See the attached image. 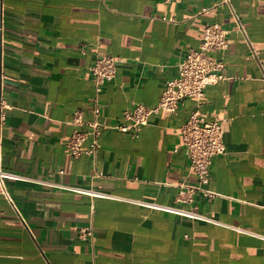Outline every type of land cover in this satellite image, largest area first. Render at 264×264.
<instances>
[{
  "label": "crops",
  "instance_id": "obj_1",
  "mask_svg": "<svg viewBox=\"0 0 264 264\" xmlns=\"http://www.w3.org/2000/svg\"><path fill=\"white\" fill-rule=\"evenodd\" d=\"M214 1L0 0L1 167L28 178L6 181L17 210L0 195V264H264V240L236 229L264 235V0H230L235 18L225 4L206 9ZM208 23L228 30L222 79L151 113L136 137L103 128L94 153L71 154L75 111L85 129L95 98L112 124L129 123L135 103L155 106ZM101 54L117 68L96 95L90 66ZM195 110L232 120L204 185L217 195L196 190L182 202L180 185L198 178L179 126ZM89 225L92 236L80 238Z\"/></svg>",
  "mask_w": 264,
  "mask_h": 264
},
{
  "label": "built area",
  "instance_id": "obj_2",
  "mask_svg": "<svg viewBox=\"0 0 264 264\" xmlns=\"http://www.w3.org/2000/svg\"><path fill=\"white\" fill-rule=\"evenodd\" d=\"M178 1V0H165ZM220 4L227 5L234 18L236 17L230 0H216L206 9H211ZM241 29V27H239ZM228 30L218 23H208L201 32L199 44L196 48H188L178 63L177 74L166 80L162 87V94L155 106H145L135 103L131 111L124 113V118L129 123H109L101 119L100 107L95 98L92 107L90 120L85 121L86 128L80 129L82 125L81 111H75L71 124L74 127L70 138L66 142V148L72 155L78 156L82 153L92 154L99 147L97 137L103 128L117 129L122 132L132 131V136L136 137L142 126H144L151 113L159 109L175 111L182 99L186 97L200 98L203 95L205 86L214 84L223 78L221 74L222 62L217 58V54L222 53L228 47ZM117 57L110 54H101L90 66L92 80L95 85L96 95L101 91L104 81L112 80L116 73ZM3 107H0V129L4 123L5 115ZM231 117H214L209 119L205 114L198 111L190 113L189 117L179 126L180 142L188 152V169L197 175L198 181L194 185H180L178 190V200L186 202L190 200L194 191H201L205 197L217 195L214 191L208 190L204 185L208 182L212 167V159L216 155L224 153L223 134L228 128ZM91 138L87 148L82 147V143ZM0 135V147H1ZM28 178L20 173L5 170L1 167V148H0V195L11 206L16 209V205L6 187V181H20ZM80 193L100 197H114L91 189L79 187H66ZM188 199H187V198ZM139 204L154 210L164 211L175 215L183 216L192 220L206 223H220L214 216L207 213H200L194 209L182 208L178 205L160 204L150 201H138ZM239 231L257 236L264 240V235L247 227H236ZM92 236L91 225L81 227L79 237L86 239ZM44 259L47 261L45 254ZM48 262V261H47Z\"/></svg>",
  "mask_w": 264,
  "mask_h": 264
}]
</instances>
